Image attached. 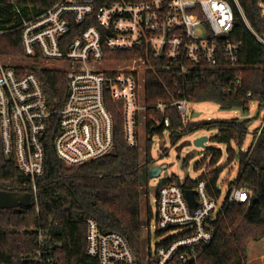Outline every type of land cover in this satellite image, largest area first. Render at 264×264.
<instances>
[{"label": "built area", "instance_id": "1", "mask_svg": "<svg viewBox=\"0 0 264 264\" xmlns=\"http://www.w3.org/2000/svg\"><path fill=\"white\" fill-rule=\"evenodd\" d=\"M257 5L264 18V0H257ZM238 8L244 16L239 4ZM244 20L264 44L245 16ZM233 24L234 10L225 0H121L107 5L100 0H60L24 20L18 28L24 57L0 56V151L30 179L36 209V179L45 172L46 140L53 124L56 156L67 167H77L114 151L108 95L121 103L123 135L130 147L139 146V128L148 121L154 129L170 128V107L188 122L187 99L147 104L145 74L162 67L185 78L193 72L204 76L206 70L217 71L224 64L237 66L241 45L229 39ZM22 68L63 72V105L50 104L45 82ZM149 110L161 113L162 119L147 115ZM186 191L176 184L159 190L155 232L176 235L155 251L148 244L143 262L125 237L101 232L93 219L87 220V254L98 264H196L200 249L214 239V222L224 203L218 209L207 183L199 181L193 189L198 205L192 209ZM252 197L247 189L234 190L228 202L247 203Z\"/></svg>", "mask_w": 264, "mask_h": 264}, {"label": "trees", "instance_id": "2", "mask_svg": "<svg viewBox=\"0 0 264 264\" xmlns=\"http://www.w3.org/2000/svg\"><path fill=\"white\" fill-rule=\"evenodd\" d=\"M60 0H0V56L20 59L24 57L21 31L24 20H30L54 6ZM121 0H100L107 5ZM136 1V0H126ZM234 10V24L229 39L241 45L237 66L220 70H206L204 76L196 72L185 78L173 71L159 67L145 74L147 104H172L180 99L190 103H216L222 110H241L249 116L257 105L252 118L216 119L184 122L176 108L166 110L171 126L151 128L145 125L147 145L143 166L140 147L127 145L123 135L121 103L107 96L106 102L114 121V151L90 163L67 167L53 149L55 124L47 136L46 168L36 179L38 209L32 200L30 207L0 210V264H98L87 254V220L97 222L101 232H115L126 238L139 263L147 256L151 234H144L141 219L143 179L153 163L152 138H163L167 131L176 146L184 136L199 130H217L212 143L226 146V165L238 162V174L228 183L222 209L214 222L215 235L209 245L202 247L196 264H248V246L264 239V117L262 124L253 131V142L244 150L250 125L264 112V44L247 27L264 39V18L257 0H225ZM162 66V65H161ZM23 73L34 71L53 94L55 107L67 98V83L63 72L22 68ZM158 120L162 114L147 111ZM261 133L258 136V132ZM209 168L199 179L176 176L159 182L156 193L167 185L176 184L184 190L195 189L205 181L208 194L218 200L221 190L219 179L224 165L219 166L222 150L207 149ZM187 160L184 167L187 166ZM201 165L196 164L195 170ZM143 171L145 173H143ZM146 173V174H147ZM30 179L0 151V192H18L33 195ZM247 189L256 201L228 202L234 190ZM153 218L151 208L147 226ZM163 232H157L160 237ZM41 237L43 241L41 242Z\"/></svg>", "mask_w": 264, "mask_h": 264}, {"label": "rangeland", "instance_id": "3", "mask_svg": "<svg viewBox=\"0 0 264 264\" xmlns=\"http://www.w3.org/2000/svg\"><path fill=\"white\" fill-rule=\"evenodd\" d=\"M9 60V58H5ZM189 114L187 121H207L216 119H232V118H252L255 116L257 105L252 107L251 114L245 116L241 110L226 111L222 110L216 103H189ZM264 112L261 113L259 119L254 120L250 128V133L246 139L244 150H248L253 142V131L262 124ZM140 141L139 147L142 152L141 160L144 166L145 163V148L147 136L145 125L140 126ZM217 134V130H199L190 135L184 136L182 140L174 146L170 140V135L166 131L163 138L158 135L152 138L151 156L153 163L150 171L145 173L142 199H141V219L143 223V231L147 233V219L149 215V208H151L153 218L151 219V251H155L157 245L163 241L176 235L174 232L163 234L162 236H156L155 232V215L157 212V187L161 180L171 178L172 176L178 177L184 181L187 177L193 180H197L200 176L209 168L210 157L207 154V149H219L222 150V158L219 166L224 165L225 169L222 172L219 179V188L221 190V196L218 199V209L225 201L228 191V183L235 180L238 174V162L235 161L231 165H226L228 160L227 148L224 145L212 143L210 139ZM208 138L203 148L196 147L194 142L199 138ZM187 160V166L184 167V162ZM201 165L200 170H195L196 164ZM162 168V172L158 178H151V171L156 168ZM248 264H264V239L258 242H251L248 246Z\"/></svg>", "mask_w": 264, "mask_h": 264}, {"label": "water", "instance_id": "4", "mask_svg": "<svg viewBox=\"0 0 264 264\" xmlns=\"http://www.w3.org/2000/svg\"><path fill=\"white\" fill-rule=\"evenodd\" d=\"M49 94V101L50 104L54 103L53 94L50 90H48ZM208 141V138H199L197 139L194 144L196 147L203 148L205 146V142ZM162 172V168L156 167L154 168L151 173V178H158ZM187 201L192 209H195L198 205V202L195 197V193L193 190H187L185 192ZM252 201H256V197H252ZM31 206V195L29 193L22 194L18 192H0V210H9V209H16L19 207H30Z\"/></svg>", "mask_w": 264, "mask_h": 264}]
</instances>
